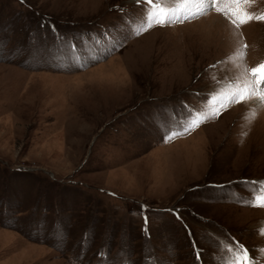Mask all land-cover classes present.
I'll list each match as a JSON object with an SVG mask.
<instances>
[{"label":"rangeland","instance_id":"rangeland-1","mask_svg":"<svg viewBox=\"0 0 264 264\" xmlns=\"http://www.w3.org/2000/svg\"><path fill=\"white\" fill-rule=\"evenodd\" d=\"M261 62L215 7L0 0V264H264Z\"/></svg>","mask_w":264,"mask_h":264},{"label":"snow or ice","instance_id":"snow-or-ice-1","mask_svg":"<svg viewBox=\"0 0 264 264\" xmlns=\"http://www.w3.org/2000/svg\"><path fill=\"white\" fill-rule=\"evenodd\" d=\"M137 2H141V0H137ZM147 4H153L154 0H144ZM186 3L196 4L201 9V14L209 9L215 7V10L219 13L224 14L226 17H231V23L240 27L244 24L249 23L253 19H258L264 21V13L259 16L253 15L245 10L246 6L250 4L251 0H185ZM225 5V7H219L217 5ZM164 16V19H159V16ZM146 20L148 27L155 26L159 24L161 26L172 22L171 15L165 9H160L159 12L156 9L150 10L146 15ZM144 30L143 26L138 28L137 31ZM246 48L247 45H244ZM245 73V82L243 88L240 87L238 82L233 83V86L237 89L236 92H233L229 96V103L232 102H243L251 98L252 96H257L261 101H264V62L256 65L252 68H246L244 70ZM213 100H216V94L213 93ZM216 114V113H213ZM208 117H205L207 119ZM199 122H204L199 120V117L191 121V123L184 126L186 130H191V124H195L197 127L199 126ZM182 132L174 133L173 135H179ZM166 139H170L171 137L168 134H165ZM262 185L259 195L255 198L254 203L258 202V206L264 207V182H257ZM147 222V221H146ZM231 251V250H229ZM246 250L243 246H239V253L235 255L234 264H246L247 256L244 254Z\"/></svg>","mask_w":264,"mask_h":264}]
</instances>
